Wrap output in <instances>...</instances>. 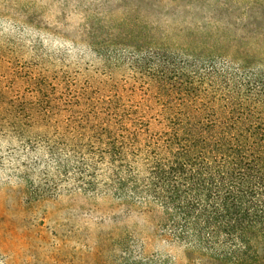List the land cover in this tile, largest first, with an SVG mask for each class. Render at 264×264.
Returning a JSON list of instances; mask_svg holds the SVG:
<instances>
[{"label": "trees", "instance_id": "16d2710c", "mask_svg": "<svg viewBox=\"0 0 264 264\" xmlns=\"http://www.w3.org/2000/svg\"><path fill=\"white\" fill-rule=\"evenodd\" d=\"M121 3L89 14V34L143 98L63 125L68 154L48 147L61 180L154 217L139 257L128 234L127 264H168L157 238L203 264H264V0Z\"/></svg>", "mask_w": 264, "mask_h": 264}, {"label": "rangeland", "instance_id": "374dc122", "mask_svg": "<svg viewBox=\"0 0 264 264\" xmlns=\"http://www.w3.org/2000/svg\"><path fill=\"white\" fill-rule=\"evenodd\" d=\"M105 4L111 19L126 12L121 0H0V257L9 264H127L128 234L139 257L153 233L145 208L78 190L48 152L68 154L63 143L76 133L63 125L87 111L143 98L140 76L92 46L87 16ZM151 250L168 264L205 262L158 238Z\"/></svg>", "mask_w": 264, "mask_h": 264}]
</instances>
